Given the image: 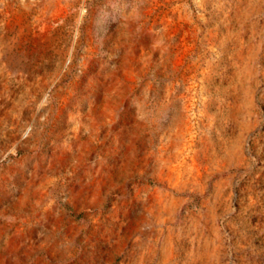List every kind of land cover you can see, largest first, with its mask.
Masks as SVG:
<instances>
[{"label":"rangeland","instance_id":"obj_1","mask_svg":"<svg viewBox=\"0 0 264 264\" xmlns=\"http://www.w3.org/2000/svg\"><path fill=\"white\" fill-rule=\"evenodd\" d=\"M0 264H264V0H0Z\"/></svg>","mask_w":264,"mask_h":264}]
</instances>
